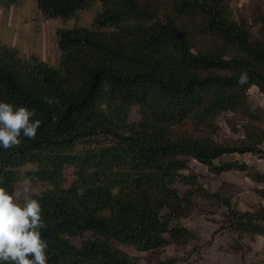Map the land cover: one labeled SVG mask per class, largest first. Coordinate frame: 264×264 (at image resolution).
Returning <instances> with one entry per match:
<instances>
[{"label":"trees","instance_id":"16d2710c","mask_svg":"<svg viewBox=\"0 0 264 264\" xmlns=\"http://www.w3.org/2000/svg\"><path fill=\"white\" fill-rule=\"evenodd\" d=\"M20 1L0 0V10ZM34 1L45 17L64 21L101 3L90 26L56 31L57 65L0 39V102L35 109L32 120L41 121L35 140L21 135L20 146L0 147V187L13 192L27 166L47 186L33 198L46 224L48 264H139L117 245L199 248L183 220L213 214L210 206L221 210L215 234L235 238L236 251L245 238H264V206L240 210L184 173L190 158L215 175L245 172L263 186L255 192L264 201V173L224 161L264 158L256 124L264 109L249 101L254 86L264 95V14L235 13L231 0ZM227 113L230 129L243 132L237 141L221 137L218 118ZM185 122L192 131L176 130ZM179 184L189 187L183 195Z\"/></svg>","mask_w":264,"mask_h":264},{"label":"rangeland","instance_id":"374dc122","mask_svg":"<svg viewBox=\"0 0 264 264\" xmlns=\"http://www.w3.org/2000/svg\"><path fill=\"white\" fill-rule=\"evenodd\" d=\"M231 3L235 13L241 12L251 17L260 10L264 14V0H231ZM100 9L101 3L97 2L80 12L76 19L64 21L45 17L34 0H22L9 9L0 10V39L4 44L15 47L23 57L36 56L50 65H57L60 50L56 43V31L74 26H90ZM257 29V26H252L253 33H256ZM249 101L253 109H264V95L257 92L255 87L249 92ZM232 116L231 113H227L218 118L221 137L230 142L243 137L242 130L234 133L227 125V119ZM131 119L133 121L140 119L137 107L132 108ZM256 124L264 128V122ZM176 130L192 131V126L189 122H185L177 126ZM224 161L243 162L264 173V158L259 155L235 154L224 157ZM188 162L189 168L184 170L185 174L197 177L208 191L218 192L230 198L238 209L244 211L264 206V201L255 192L256 188L263 186L252 181L245 172L232 170L215 175L193 158ZM33 170V166L23 168V179L18 183L20 185L25 178L30 180L32 198L47 188L43 183L29 177V173ZM67 177L68 180L71 179V170H68ZM178 188L182 195L189 189L183 184H179ZM209 209L213 214L205 215L201 211H196L191 217L183 220V225L199 238L201 244L199 248L193 245L181 247L172 244L157 252H140L131 245H116L139 264H264V238L262 236L245 238L240 242L241 250L236 251L235 238L223 232L215 234L220 227L215 221L221 219V210L212 206ZM73 242L80 245L81 240L74 238Z\"/></svg>","mask_w":264,"mask_h":264},{"label":"clouds","instance_id":"9594fccd","mask_svg":"<svg viewBox=\"0 0 264 264\" xmlns=\"http://www.w3.org/2000/svg\"><path fill=\"white\" fill-rule=\"evenodd\" d=\"M238 83H248L246 73L240 75ZM45 103L54 101L46 99ZM34 115L35 109L0 102V147L7 150L20 146L21 135L35 140L41 121L32 120ZM31 191L27 178L11 193L0 187V264H48V243L41 232L46 224L41 204L32 198Z\"/></svg>","mask_w":264,"mask_h":264},{"label":"crops","instance_id":"0c3cea01","mask_svg":"<svg viewBox=\"0 0 264 264\" xmlns=\"http://www.w3.org/2000/svg\"><path fill=\"white\" fill-rule=\"evenodd\" d=\"M255 87V86H254ZM253 88V87H252ZM256 89H257V92H259V90H258V88L257 87H255Z\"/></svg>","mask_w":264,"mask_h":264}]
</instances>
